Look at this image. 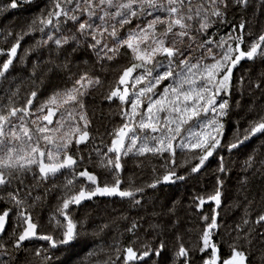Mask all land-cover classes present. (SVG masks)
Segmentation results:
<instances>
[{"label": "snow or ice", "instance_id": "1", "mask_svg": "<svg viewBox=\"0 0 264 264\" xmlns=\"http://www.w3.org/2000/svg\"><path fill=\"white\" fill-rule=\"evenodd\" d=\"M31 2L7 0L0 10L17 9ZM258 3L264 8V0ZM251 4L252 0H50L49 7L19 31L7 32L5 40L11 38L13 42L6 50L0 49V55L6 56L0 63V79L6 78L14 59L24 63L30 53L39 49H49L50 55L54 51L57 59L63 56V63L37 60L33 63V77L41 63L70 72L80 52L94 55L99 64L113 62L121 55L130 60L103 97L119 102L121 116L120 124L109 133L110 142L93 149L99 157L97 166L107 170L103 180L87 167L78 170L85 161L80 146L87 147L91 142V122L84 99L92 89L102 86L99 75L82 72L78 78L70 76V87L55 88L50 94L33 89L22 105L16 89L7 95L6 103H0V186L4 191L0 195V255L9 258L0 260V264H15L18 258L13 252L23 249L24 242L33 238L47 244L34 252L43 264H61L56 253L70 251L84 234V221L73 215L83 201L97 196L119 197L141 207L142 200L137 197H143L145 188L156 190L160 185L185 179L178 173L179 167L186 165L190 173H198L216 154L218 171L224 173L221 151L231 153L253 138H264V111L243 127L237 122L233 138H224L233 107L234 69L242 61L264 59V31L252 36L248 21L241 17L232 25V31L219 39L210 32L229 22L230 10L247 11ZM69 23L72 28L67 27ZM26 37H31L33 44L20 56L18 49ZM244 82L241 76L239 85ZM249 83L258 90L264 87V79ZM178 153L185 156L183 164H177ZM146 154L165 161L162 171L154 168V179L142 187H123L122 157ZM254 163V155H249L246 169ZM65 171H70L71 178L60 189L55 212L49 219L53 231L41 232L34 210L48 192L41 197L34 196L33 191L40 182ZM29 177L37 183L26 184ZM222 183L218 177L212 193L194 196V206L199 210L210 201L220 207ZM176 203L169 213L174 214ZM251 204L248 200L227 254L221 253L215 241L217 233L213 230L219 225L214 207L211 214L200 213L203 226L195 247H186L177 234L168 264H196L195 252L202 254L200 264H251L248 249L252 247L253 233L257 226L264 228V210L253 216ZM10 222L13 226L8 232ZM140 227L133 220L126 229L133 239L126 244L116 240L110 245L114 255H109L103 264H161L168 250L163 228L156 231L159 226L150 225L154 240L143 241L137 234ZM171 227H176L175 221ZM259 237L264 242V232Z\"/></svg>", "mask_w": 264, "mask_h": 264}, {"label": "trees", "instance_id": "2", "mask_svg": "<svg viewBox=\"0 0 264 264\" xmlns=\"http://www.w3.org/2000/svg\"><path fill=\"white\" fill-rule=\"evenodd\" d=\"M6 3L7 0H0V9H3ZM49 4L50 0H32L30 4H24L17 9L0 10V49L6 50L13 42L11 38L7 40L4 38L9 30L19 31L33 16L49 7ZM241 17L248 21L247 28L252 36L264 31V8L259 7L258 0H252L247 11L230 10L229 22L211 29V34L219 39V36L232 31V25L239 23ZM67 27L72 28L71 23ZM37 38L39 37L37 36ZM32 44L33 39L26 37L18 49V55L23 56L24 50ZM3 59H6V56L0 55V63ZM49 59L54 60L55 64L63 63V56L57 59L54 51L50 55L49 49H39L30 53L24 63L14 59L13 65L6 73V78L0 79V103H6L7 95L16 89H19L18 101L22 105L27 94L33 89L50 94L55 88L70 87V76L73 79L78 78L82 72L99 75L102 86L92 89L84 99L87 116L91 122L89 128L91 142L87 144V147L80 146L85 161L78 170L87 167L89 171L98 176V179L103 180L107 176V170L97 166L99 157L93 149L95 147L103 148L104 144L109 143V133L121 122L119 102H109L103 97L107 94L109 86L116 81L122 69L129 65L130 57L121 55L113 62L99 64L96 63L94 55L80 52L74 58L70 72L57 69L54 64L41 63L35 68L33 77V63L37 60L47 62ZM241 76L245 81L242 86L238 83ZM262 79H264V59L260 57L254 61H242L234 69V88L231 100L233 107L225 126V141L233 138L237 122L243 127L247 120L256 118L258 113L264 111V87L258 90L251 87L249 83L250 81L259 82ZM236 101H240L239 106L236 105ZM89 154H91V160L88 159ZM220 155L225 158L226 171L224 173L218 171L219 155L216 154L206 161L198 173H190L186 165L179 167L177 171L180 175H184L185 179L172 184L160 185L156 190L145 188L143 197H137L142 200L143 206L141 207H134L130 201L121 200L119 197L97 196L91 200L83 201L73 215L78 221H84V234L73 244L70 251L63 254L56 253L60 256L61 264H103L109 255H114L110 245L116 240L126 244L133 239L131 234L126 231L133 220H137L141 225L137 234L143 241L154 240L155 232L150 228V225H158L156 231L163 228V239L168 245V250L163 253L161 264H168L171 251L177 244V234L182 238L186 247L192 248L197 244L203 226L200 213L211 214V209L216 206L209 201L198 210L193 204V197L207 196L212 193L217 186L218 177L223 181L221 186L222 203L220 207H216L219 227L213 231L217 233L215 241L219 243L221 253L227 254L228 245L236 237L235 226L241 223L245 215L247 201H252L249 211L253 216L264 210V138H253L245 142L238 150H233L231 153L223 150ZM249 155H254L255 163L251 169H246L245 161ZM184 159L185 156L178 153L177 164H183ZM164 163L162 158L154 157L151 154H146L143 157L135 155L122 157L123 169L120 174L124 182L122 186L142 187L150 183L155 177L153 169L155 168L157 172L162 171L161 165ZM67 178H71L70 171L40 182L39 187L33 191L34 196L40 195L41 197H44L46 190L48 192L43 203L37 205L34 210V219L38 221L41 232L53 231L52 226L49 225V219L55 212L58 203L57 197ZM245 178L246 182H244ZM25 183L32 185L37 182L29 177ZM77 187H79L78 184ZM0 194H4L3 186H0ZM174 201L177 203L174 214H171L168 209L173 207ZM141 217L143 219H140ZM12 219L14 221L15 217ZM173 221L176 222L175 228L171 227ZM105 225L107 227H104ZM12 226L10 222L8 232L12 230ZM101 229L103 230L101 231ZM94 232L97 235L94 236ZM260 232H264V228L257 226L253 233L252 247L248 249L251 253V264H264V242L259 237ZM3 235L7 239V234ZM46 247V242L35 238L25 241L23 249L14 252H22L26 248L29 250L30 256L25 254L21 258L17 256L15 264H43L42 258L35 256L34 252L37 248ZM10 251L12 250L10 249ZM89 252H93V255L89 256ZM201 255L199 252L193 254L196 264H200ZM8 259V257L0 255V260Z\"/></svg>", "mask_w": 264, "mask_h": 264}, {"label": "rangeland", "instance_id": "3", "mask_svg": "<svg viewBox=\"0 0 264 264\" xmlns=\"http://www.w3.org/2000/svg\"><path fill=\"white\" fill-rule=\"evenodd\" d=\"M1 195V194H0ZM3 206V204L2 203H0V207H2ZM11 232V231H10ZM24 254L25 255H27V256H30V254H29V250L28 249H24L22 252L20 251V252H13V255H15L16 257L18 256V257H23L24 256ZM19 261H20V259H19Z\"/></svg>", "mask_w": 264, "mask_h": 264}]
</instances>
